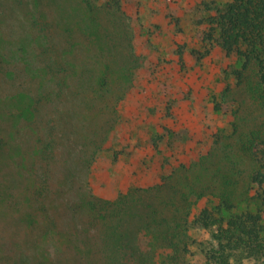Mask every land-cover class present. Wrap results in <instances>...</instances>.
I'll return each mask as SVG.
<instances>
[{
  "label": "rangeland",
  "instance_id": "obj_1",
  "mask_svg": "<svg viewBox=\"0 0 264 264\" xmlns=\"http://www.w3.org/2000/svg\"><path fill=\"white\" fill-rule=\"evenodd\" d=\"M221 2L0 0V264H175L146 231L133 240L130 212L154 207L173 225L174 206L189 219L223 199L256 206L244 147L264 134V112L253 75L238 82L235 55L205 38L206 9ZM46 121L56 150L41 217L40 175L26 168ZM75 205L108 223L102 242L92 223L63 216ZM190 251L187 263L202 264Z\"/></svg>",
  "mask_w": 264,
  "mask_h": 264
},
{
  "label": "trees",
  "instance_id": "obj_2",
  "mask_svg": "<svg viewBox=\"0 0 264 264\" xmlns=\"http://www.w3.org/2000/svg\"><path fill=\"white\" fill-rule=\"evenodd\" d=\"M112 2L116 4L118 1ZM107 6H111V3ZM206 10L209 12L206 18L209 29L205 32V38L217 45L226 55H235L239 66L234 76L238 82L244 80L247 73L253 75L264 112V0H222L218 5ZM182 54L183 50L178 47L176 55L179 64L183 61ZM38 94H42L40 89ZM18 97L19 94L13 99L17 100ZM36 124L41 122L36 121ZM32 130L33 128L30 127V131ZM41 135L42 140L37 139L34 142L35 149L32 152L34 156L26 169L33 178L40 175V178L37 177L38 183L33 188L32 194L37 211L41 217H44L46 208L42 202L47 192L46 177L52 175L50 165L53 163L52 155L56 150L53 141L55 126L46 121ZM35 136L36 134L33 138ZM39 141L42 146L45 141L52 146V149L36 150ZM3 145L5 144L0 143V148ZM12 149L11 145L10 150ZM244 149L254 163L248 176L249 189L253 191L251 198L256 202L252 210L238 211L223 199L213 205H204L189 219L188 207L174 206L179 219L171 225L166 219H160L163 213L157 208L149 207V212L134 209V212H130L132 220L127 223V226L131 223L139 229L135 231L133 240L141 230L146 231L161 240L163 260L175 264H188L186 257L192 254L190 250L193 245L195 252L197 251L202 259V264H264V134L252 135ZM60 169L62 170L61 167ZM160 190L161 186L156 192ZM201 197L202 195H197L195 202ZM161 205L169 204L164 201ZM89 207L98 214L103 215L105 212V208L98 207L95 202L90 203ZM62 214L66 220L80 217L85 225L92 223L95 229L92 236L98 240L97 235L102 233L101 229L111 230L110 227L105 226L108 225L107 222L98 218L91 219L87 215L83 216L82 205L67 207ZM189 229L201 230L205 237L199 240L190 239ZM107 246H110V243L104 244V247ZM166 248L171 252L166 253ZM126 250L131 261L139 257L138 251L134 248L127 247ZM88 261L89 264H96L91 258H88Z\"/></svg>",
  "mask_w": 264,
  "mask_h": 264
}]
</instances>
